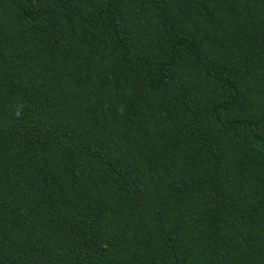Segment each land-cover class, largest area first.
<instances>
[{"label": "trees", "instance_id": "trees-1", "mask_svg": "<svg viewBox=\"0 0 264 264\" xmlns=\"http://www.w3.org/2000/svg\"><path fill=\"white\" fill-rule=\"evenodd\" d=\"M0 264H264V0H0Z\"/></svg>", "mask_w": 264, "mask_h": 264}]
</instances>
